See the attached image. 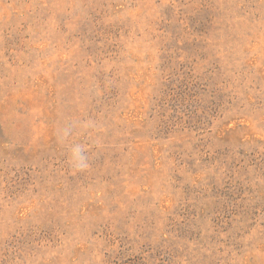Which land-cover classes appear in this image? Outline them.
Returning a JSON list of instances; mask_svg holds the SVG:
<instances>
[{
    "label": "rangeland",
    "instance_id": "rangeland-1",
    "mask_svg": "<svg viewBox=\"0 0 264 264\" xmlns=\"http://www.w3.org/2000/svg\"><path fill=\"white\" fill-rule=\"evenodd\" d=\"M0 264H264V0H0Z\"/></svg>",
    "mask_w": 264,
    "mask_h": 264
}]
</instances>
